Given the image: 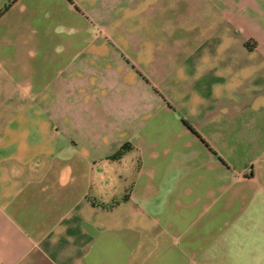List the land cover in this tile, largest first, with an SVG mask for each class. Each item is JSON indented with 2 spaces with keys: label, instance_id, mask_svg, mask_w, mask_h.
Instances as JSON below:
<instances>
[{
  "label": "crops",
  "instance_id": "1",
  "mask_svg": "<svg viewBox=\"0 0 264 264\" xmlns=\"http://www.w3.org/2000/svg\"><path fill=\"white\" fill-rule=\"evenodd\" d=\"M50 8L71 27L65 54L45 63L59 65L49 84L11 95L0 131V264H264V231L217 228L225 211L251 226L264 209L217 197L264 193V0L25 12Z\"/></svg>",
  "mask_w": 264,
  "mask_h": 264
},
{
  "label": "rangeland",
  "instance_id": "2",
  "mask_svg": "<svg viewBox=\"0 0 264 264\" xmlns=\"http://www.w3.org/2000/svg\"><path fill=\"white\" fill-rule=\"evenodd\" d=\"M41 1L46 4L50 2V0H18L12 4V0H0V131L11 111H16L14 107L10 106L9 108L6 106L7 103L15 102V98L11 97V95H20L27 86H35L36 80L39 82L38 85L41 86L49 84L50 82H47V80L54 73L53 66L57 67L59 65L46 67L45 63L49 59H60L65 54L63 42L65 41L64 38L69 36L68 32L71 27L60 24L58 18H53L51 8L49 10L43 9L36 18L27 17L28 13L25 11L28 12L31 4ZM10 3V9L5 14L4 7ZM21 21L23 23L26 21L28 25L29 31H26L25 34L28 41L21 42L18 45L14 43V40L9 43V30L15 24L19 25ZM33 44L36 46L34 47ZM9 95L10 97H7ZM27 101L31 105V97H28ZM258 184L259 182L251 183V192H247L245 195L237 193L238 195L231 196V194L221 191L217 195L218 205L226 204L234 198L235 202L233 203L240 206L244 197L252 199L253 202H264V193L260 190ZM250 211L252 215L257 213V220L254 221L256 225L234 224L232 218L234 216L233 213L236 211H225L220 215V222L217 227L218 233L226 235L237 233L240 235H258L263 233L264 225L259 226L263 222L258 220V218L264 219V209L260 211L251 209ZM259 212H261L262 216L258 215ZM210 213L212 211H206L204 216H209Z\"/></svg>",
  "mask_w": 264,
  "mask_h": 264
},
{
  "label": "trees",
  "instance_id": "3",
  "mask_svg": "<svg viewBox=\"0 0 264 264\" xmlns=\"http://www.w3.org/2000/svg\"><path fill=\"white\" fill-rule=\"evenodd\" d=\"M17 0H12V4L14 3V2H16ZM11 3L9 4V5H7V6H5L4 7V12H6L8 9H9V7L11 6ZM127 149V147L125 146V147H122L116 154H114L111 158L112 159H117V158H120L122 155H123V153L125 152V150Z\"/></svg>",
  "mask_w": 264,
  "mask_h": 264
}]
</instances>
